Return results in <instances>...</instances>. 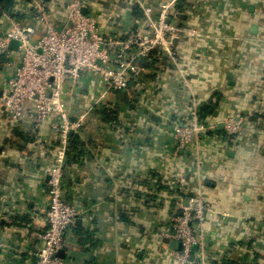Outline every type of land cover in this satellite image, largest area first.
<instances>
[{
    "label": "crops",
    "instance_id": "0c3cea01",
    "mask_svg": "<svg viewBox=\"0 0 264 264\" xmlns=\"http://www.w3.org/2000/svg\"><path fill=\"white\" fill-rule=\"evenodd\" d=\"M37 1L15 0L19 17L0 14V35L15 22L33 27L31 41L39 43ZM140 1L156 19L170 0ZM91 3L87 14L102 33L149 32L136 3ZM174 11L168 23L194 33L181 36L174 60L153 53L126 92H106L91 74L66 85L70 120L85 118L64 166V197L79 211L64 239V264H178L161 235L198 192L215 212L203 225L205 264H264V0H183ZM51 12L63 27L68 6ZM11 43L10 57L0 55V99L22 58ZM193 103L206 129L180 150L174 133ZM229 117L246 118L237 136L224 129ZM55 119L34 131L28 118H0V264L35 263L33 232L50 205L48 168L59 145ZM192 256L189 264L199 263L201 249Z\"/></svg>",
    "mask_w": 264,
    "mask_h": 264
},
{
    "label": "built area",
    "instance_id": "2783aa9c",
    "mask_svg": "<svg viewBox=\"0 0 264 264\" xmlns=\"http://www.w3.org/2000/svg\"><path fill=\"white\" fill-rule=\"evenodd\" d=\"M122 1L140 7L149 32L133 30L122 38L104 34L96 17L83 13L92 7L91 0H71L63 27L55 25L51 9L41 1L35 3L33 18L44 27L39 43L31 41L35 33L33 27H22L15 22L9 31L0 35V55L10 57L9 44L13 41L20 43L22 55L20 66L9 81L10 89L0 99V118L5 116L13 121L28 118L33 130L37 131L51 116L56 117L52 128L58 134L59 145L55 161L48 168L50 205L44 213V224L33 232L40 245L34 264H64L59 254L68 231L79 216L78 209L65 200L63 179L70 134L79 130L85 116L77 121L70 120L63 101L66 85L69 82L75 85L84 74H91L101 78L106 92H126L130 81L144 71L143 63L155 50L174 60L175 47L181 36L194 34L167 22L171 10L181 0L162 3L156 19L152 17L153 9L140 0ZM193 108L187 124L175 130L177 149L185 150L193 140L199 141L200 134L206 129L199 122L194 103ZM245 122V117L227 118L223 122L227 135H239ZM197 168H201L199 161ZM213 214L215 212L198 192L174 217L171 230L162 233L161 238L181 244L182 250L171 252L178 264L190 263L195 246L201 249V260L197 264H205L203 225L207 215ZM193 223L197 224L198 234Z\"/></svg>",
    "mask_w": 264,
    "mask_h": 264
},
{
    "label": "trees",
    "instance_id": "16d2710c",
    "mask_svg": "<svg viewBox=\"0 0 264 264\" xmlns=\"http://www.w3.org/2000/svg\"><path fill=\"white\" fill-rule=\"evenodd\" d=\"M23 2H25L26 0H21ZM43 4L46 5V7L48 9H54V8H58V7H65V6H69V3L71 0H65V1H59V0H40ZM183 0L179 1L178 4H176L174 6V9L180 7V3ZM14 4H15V0H0V14H7V15H11L13 18H18L19 15L17 13H14ZM177 15L175 14V11L170 13V17L171 18H175ZM153 53H158L161 57L160 59H164L166 60V58L168 56H166L165 54H163L160 50H155ZM152 53V55H153ZM152 55L149 57V59H152ZM209 107H206L204 110H202L200 112V114L202 116L208 115L210 113V110H208ZM77 144H80V139L79 137L75 134L72 133L70 134L69 137V149H75V146ZM74 146V147H73ZM69 151V150H68Z\"/></svg>",
    "mask_w": 264,
    "mask_h": 264
},
{
    "label": "water",
    "instance_id": "95a60500",
    "mask_svg": "<svg viewBox=\"0 0 264 264\" xmlns=\"http://www.w3.org/2000/svg\"><path fill=\"white\" fill-rule=\"evenodd\" d=\"M83 13H84V14H87V11H86V10H83ZM167 22H168V21H167ZM15 45L20 46V43H18V42H12V43H11V46H15ZM169 248H170L171 250H174V251H176V250H178V251L182 250V246H181V244L177 243L176 241H171L170 244H169ZM197 251H198V246H195V247L193 248V252H197ZM61 252H62V251H61ZM61 252H60L59 255H61ZM193 259H194V257L191 256L190 261L192 262Z\"/></svg>",
    "mask_w": 264,
    "mask_h": 264
}]
</instances>
